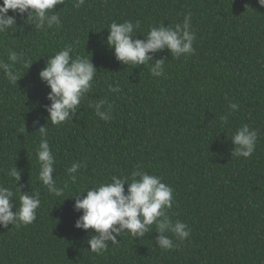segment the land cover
I'll use <instances>...</instances> for the list:
<instances>
[{
	"label": "trees",
	"instance_id": "trees-1",
	"mask_svg": "<svg viewBox=\"0 0 264 264\" xmlns=\"http://www.w3.org/2000/svg\"><path fill=\"white\" fill-rule=\"evenodd\" d=\"M56 12L60 25L38 31L27 13L9 10L17 30L0 34V60L11 63L7 54L14 50L33 63L28 70L12 65L16 84L0 71V184L19 192L8 175L16 167L21 191L38 192L41 201L32 224L0 227V264H264V6L258 0H85L77 9L65 0ZM189 13L195 53L179 59L167 49L151 53L153 64L165 59L161 77L148 65L119 62L107 44L112 22L139 21L134 39H145L152 26L182 25ZM67 46L92 58L98 72L73 120L56 126L47 119L50 88L39 73ZM102 99L108 122L95 114ZM230 103L238 105L235 112ZM243 124L258 132L250 158L232 154L231 138ZM46 125L62 197L38 179V130ZM73 162L86 165L75 182L67 171ZM138 169L172 187L168 216L186 223L190 236L178 241L167 233L178 246L162 250L153 226L143 239L124 234L107 251L91 252L94 230L75 227L82 211L69 196L114 175L131 182ZM14 200L18 208V195Z\"/></svg>",
	"mask_w": 264,
	"mask_h": 264
},
{
	"label": "clouds",
	"instance_id": "clouds-1",
	"mask_svg": "<svg viewBox=\"0 0 264 264\" xmlns=\"http://www.w3.org/2000/svg\"><path fill=\"white\" fill-rule=\"evenodd\" d=\"M84 3L85 0H74V7L79 9ZM258 3L264 6V0H258ZM60 4H65V0H3L0 5V34L7 33L10 29L12 32L17 30L16 19L8 15L9 10L21 17L27 13V19L33 21L38 31L46 27L52 28L53 25L59 26L61 23L59 12L54 14V10ZM139 28V21L112 22L108 28L110 34L107 37V44L114 49L115 58L124 65H148L153 77H161L164 75L165 59L156 60L153 64L151 53L167 49L174 59L195 53L193 42L196 35L191 30L190 13L184 16L182 25L152 26L145 39H134L136 36L134 32ZM73 52L71 46L58 51L50 56L46 67L39 73L41 80L50 88L47 98L51 103L45 105V110L49 114L47 119L56 126L73 120L85 95L91 91L98 72L92 58L89 60L80 55H73ZM7 60L11 63L0 60V71L11 84H16L20 79L19 73L13 71L12 65L19 63L28 70L33 64L26 60L23 52L17 53L14 50L8 52ZM109 90L119 91L118 88L111 86ZM106 103V100H99L94 105V110L96 116L108 122L112 119L111 114L102 110ZM229 108L235 112L238 105L230 103ZM222 119L227 121L228 117L224 116ZM38 124L39 121H35L33 126ZM47 125L40 126L38 130L41 137L36 151L40 165L38 179L50 194L62 197L64 189L57 186L53 176L55 156L47 139ZM231 140L235 145L233 156L250 158L256 150L258 132L250 129L248 124H243L236 130ZM85 166L73 162L67 169L73 182L76 181L74 174ZM8 175L17 182L19 192L0 184V227L7 229L9 224L17 227L32 224L40 207V194L21 191L23 186H18L21 172L16 167L10 169ZM85 192L87 195L81 199ZM85 192L69 197L75 198L74 210L82 211L75 227L86 232L94 230V234L89 233L90 239L87 241L90 245L89 250L93 253L101 254L107 251L108 243H118L117 237L124 234L143 239L146 234L153 232V226L159 233L155 243L162 250L178 246L167 233H171L178 241H184L190 236L191 230L186 223L179 220L173 222L168 216V210H171L174 204L172 187L163 183L160 177L142 169L132 173L131 182L127 177L114 175L110 182L91 187ZM17 195L18 208L14 200ZM14 207L15 213L12 211Z\"/></svg>",
	"mask_w": 264,
	"mask_h": 264
}]
</instances>
